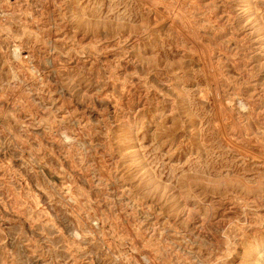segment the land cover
<instances>
[{
    "label": "rangeland",
    "instance_id": "obj_1",
    "mask_svg": "<svg viewBox=\"0 0 264 264\" xmlns=\"http://www.w3.org/2000/svg\"><path fill=\"white\" fill-rule=\"evenodd\" d=\"M260 245L264 0H0V264Z\"/></svg>",
    "mask_w": 264,
    "mask_h": 264
},
{
    "label": "bare ground",
    "instance_id": "obj_2",
    "mask_svg": "<svg viewBox=\"0 0 264 264\" xmlns=\"http://www.w3.org/2000/svg\"><path fill=\"white\" fill-rule=\"evenodd\" d=\"M257 252H259V253H260V252L263 253V252H264V245H260V246H258L257 249H256V251H255V253H257ZM261 253H260V254H261ZM261 256H262V257H260V259L257 260L255 264H264V254H261ZM253 263H254V262H253Z\"/></svg>",
    "mask_w": 264,
    "mask_h": 264
}]
</instances>
